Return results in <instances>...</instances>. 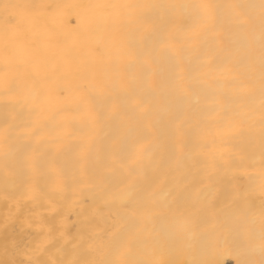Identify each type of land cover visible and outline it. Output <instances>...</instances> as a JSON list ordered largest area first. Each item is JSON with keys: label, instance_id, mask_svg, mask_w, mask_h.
Here are the masks:
<instances>
[{"label": "bare ground", "instance_id": "obj_1", "mask_svg": "<svg viewBox=\"0 0 264 264\" xmlns=\"http://www.w3.org/2000/svg\"><path fill=\"white\" fill-rule=\"evenodd\" d=\"M250 2L0 0V29L5 3L52 6L37 9L48 13L37 39L47 25L72 52L50 57L47 78L14 65L10 89L0 60V264L98 258L125 237L139 241L132 259L172 241L175 264H237L226 205L259 179L261 57L257 30L243 61L229 5ZM98 3L178 7L109 32L67 7ZM200 4L214 6L207 26ZM16 22L30 23L23 13Z\"/></svg>", "mask_w": 264, "mask_h": 264}, {"label": "snow or ice", "instance_id": "obj_2", "mask_svg": "<svg viewBox=\"0 0 264 264\" xmlns=\"http://www.w3.org/2000/svg\"><path fill=\"white\" fill-rule=\"evenodd\" d=\"M47 5H28L19 3L3 4L4 17L3 26L0 29V60H2L3 83L6 89L15 84V79L9 77L10 69L20 65H31L32 71L29 75L32 78L43 75L47 78L49 59L52 56L60 55L66 60L72 57L70 49L61 48L59 43H52V32L45 25L41 33L43 40L37 39V29L42 17L48 13L37 11V9H50ZM65 7L56 5L55 8ZM84 10V18L90 30L100 29L105 32L113 31L125 21H135L138 27L150 18L152 11L158 8H175L177 5H155V4H117L98 3L69 5ZM197 15L201 24L207 26L213 19L214 6L208 4L195 5ZM235 16L236 26L241 34V44L247 49V54L242 58L248 63L251 58L252 44L255 40L257 30L260 36V94L261 114L259 118V134L261 139V162L258 172V182L252 181L249 177V187L241 195H233L230 203L226 205L230 212V218L226 221L225 227L237 238L240 255L237 257V264H264V0L258 3L229 5ZM24 14V18L30 23L26 26L16 22L18 17ZM55 17V12H51ZM54 27V25H53ZM99 48V44H97ZM53 65V70H57ZM260 196V206L256 207L254 202L255 194ZM190 220L186 218V223ZM139 243L136 238H119L110 241L107 248L98 249L99 257L93 259H75L67 264H175L170 258V250L174 242H156L151 249L149 258L132 259L130 254L133 246ZM12 264H15L13 261ZM25 264V262H21ZM26 264H33L29 259ZM56 264V262H51ZM191 264H217L214 259L205 255L204 258L194 260Z\"/></svg>", "mask_w": 264, "mask_h": 264}]
</instances>
